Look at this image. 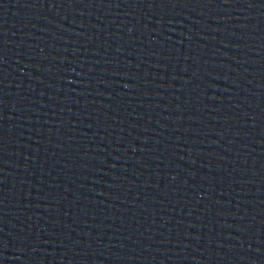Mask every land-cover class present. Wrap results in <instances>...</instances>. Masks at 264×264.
Returning a JSON list of instances; mask_svg holds the SVG:
<instances>
[{
	"label": "water",
	"instance_id": "water-1",
	"mask_svg": "<svg viewBox=\"0 0 264 264\" xmlns=\"http://www.w3.org/2000/svg\"><path fill=\"white\" fill-rule=\"evenodd\" d=\"M0 264H264V0H0Z\"/></svg>",
	"mask_w": 264,
	"mask_h": 264
}]
</instances>
